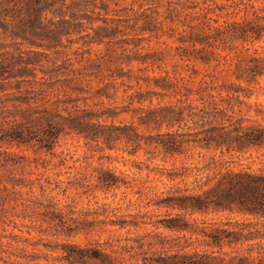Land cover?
I'll list each match as a JSON object with an SVG mask.
<instances>
[{
  "label": "trees",
  "instance_id": "1",
  "mask_svg": "<svg viewBox=\"0 0 264 264\" xmlns=\"http://www.w3.org/2000/svg\"><path fill=\"white\" fill-rule=\"evenodd\" d=\"M112 1L0 0V146L30 144L52 151L61 136L76 133L90 141L102 138L108 145L125 138L136 147L143 137L137 128L94 121L117 112L113 107L96 108L97 101L89 100L101 90L113 88L116 79L124 83L125 77H134L136 84L162 79L172 88L175 101L138 107L142 111L139 123L170 128L156 140L164 152L188 156L197 150L203 160L167 172L171 179H194L191 185L168 187L155 204L171 209L160 222L163 227L199 234V246L189 249L192 240L184 235L169 237L146 231L108 246L56 243L45 247L62 249V253H45L44 258L63 259L66 264H264V168L230 166L233 157L248 148H264V125L243 109H250L247 98L264 75V57L244 53L247 42L263 36L264 0H231L220 5L213 0H146L148 6L142 10L147 14L139 29L148 35L137 37L164 36L175 43L169 46L176 60L170 68H162L160 76L133 74L132 68L124 71L122 66L108 65L105 70L102 57L117 63L106 53L86 63L83 55L95 45L111 42L118 31L117 17H110L111 25L106 22L108 16L103 25L92 23L96 18L91 11L108 12ZM157 7L164 8L163 14ZM241 10L240 20H220ZM78 39H82L81 51L71 46ZM77 53L82 56L73 55ZM126 57V61L133 59ZM147 58L135 59L144 62ZM199 66L205 72L197 81ZM126 86L133 88L129 82ZM105 95L111 98L114 91ZM203 150L218 154L204 156ZM95 176L106 186L118 183L106 170ZM188 212L229 215L202 219L195 226L186 219ZM7 246L0 241V264H40L33 262L41 258L36 251L21 246L18 260Z\"/></svg>",
  "mask_w": 264,
  "mask_h": 264
},
{
  "label": "rangeland",
  "instance_id": "2",
  "mask_svg": "<svg viewBox=\"0 0 264 264\" xmlns=\"http://www.w3.org/2000/svg\"><path fill=\"white\" fill-rule=\"evenodd\" d=\"M212 2L220 5L230 3L231 0ZM255 3L261 5L259 1ZM145 6H148L146 0H113L108 12L94 8L91 11L96 18L92 21L94 25L105 24V16H108V25L113 23L110 17H117L119 27L111 42L95 45L90 53L83 55L86 63L106 53L117 63L105 62L106 56L102 57V67L105 70L108 65L111 68L122 66L124 71L132 68L133 74L163 75L162 68H170V63L176 60L174 50L169 46L175 43L171 39L166 40L164 36L137 37L148 35L139 29L140 20L147 14L142 10ZM157 9L163 14V7ZM217 12L220 11L217 9ZM243 15L241 10L222 16L220 20H240ZM71 46L72 49L81 51L82 39L73 42ZM245 47L248 49L244 53L264 57V33L260 39L247 42ZM73 55L82 56L81 53ZM127 55L133 59L126 61ZM142 56H148L147 61L135 59ZM152 59L155 61L151 62ZM198 69L199 73L195 75L197 81L205 72L202 66ZM259 81L253 84L254 92L247 98L251 104L250 109L247 110L246 106L243 109L247 115L264 125V75ZM128 82L133 88H127ZM114 83L113 88L109 86L101 90L102 93L89 102L97 101L96 108L113 107L116 115H103L94 121L133 124L143 136L136 147L125 138L108 145L102 138L90 141L76 133L61 136L52 151L40 150L37 145L30 144L0 146V241L9 245L7 248L14 254L13 258L21 260V246H24L41 256L33 262L66 264L63 259L44 258L45 253L53 256L62 253V249L49 250L45 246H54L65 241L108 246L109 242H125V237L146 231L161 232L169 237L184 235L192 240L189 249L199 246V234L169 230L161 225L160 222H164L171 209L157 206L155 200L170 186L185 183L191 185L193 176L184 180H180V177L171 179L167 172L182 164H197L203 157L197 150L188 156L164 152L156 140L159 133L170 128L165 124L157 126L152 122L139 123L142 111L138 107L164 106L175 101V97L171 95L172 88L166 87V82L162 79L140 80L136 84L134 77L130 80L125 77L124 83L121 79H116ZM135 90L140 91L129 97L128 94ZM107 91H114V95L108 98L105 95ZM214 152L203 150L204 156ZM215 153L218 154V151ZM233 160L230 166L234 169L264 168V148L250 147L234 156ZM101 170L111 172L118 179V183L111 186L99 183L95 174ZM228 215L226 212H188L185 217L197 226V221L202 219H218ZM178 239L184 240L182 237Z\"/></svg>",
  "mask_w": 264,
  "mask_h": 264
}]
</instances>
